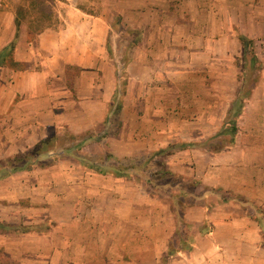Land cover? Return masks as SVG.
Returning a JSON list of instances; mask_svg holds the SVG:
<instances>
[{"label":"crops","instance_id":"0c3cea01","mask_svg":"<svg viewBox=\"0 0 264 264\" xmlns=\"http://www.w3.org/2000/svg\"><path fill=\"white\" fill-rule=\"evenodd\" d=\"M58 2V23L41 33H30L29 25L18 32L15 16L0 22V50L18 34L14 60L23 67L0 69V159L23 154L60 131L91 137L81 151L59 152L51 166L0 180V223L8 228L0 231V264H88L86 240L93 239L105 240L106 261L121 245L116 240L134 234L164 240L151 241L153 249L140 252L152 264H264L258 222L264 215L260 92L254 90L243 108L254 119L252 135L238 131L232 146L216 150L198 145L212 139L213 118H197V79L204 110L211 112L210 81L230 77L226 68L214 71L213 64L230 61L229 40H238L230 28L235 32L244 0ZM252 10L261 14L259 5ZM120 64L127 82L117 99L122 128L98 142L110 128ZM231 106L226 104V115ZM173 145L179 148L166 157L167 170L192 184V205L183 216L192 242L190 250L168 256L178 227L173 202L136 176L100 174L86 162L107 153L148 158ZM116 253L119 258L109 264H145L126 259L133 255L130 248Z\"/></svg>","mask_w":264,"mask_h":264},{"label":"rangeland","instance_id":"374dc122","mask_svg":"<svg viewBox=\"0 0 264 264\" xmlns=\"http://www.w3.org/2000/svg\"><path fill=\"white\" fill-rule=\"evenodd\" d=\"M59 1H66V0H59ZM259 5L261 8V14L256 16L253 15L252 6L255 7ZM60 6L58 0H9L7 3L3 4L4 8H0V22L3 20H8V18H13V16L16 17L21 23V28L25 27L26 25L30 26L29 32L31 33H41L48 27H53V25H56L59 21L58 15L56 13V10ZM243 14H240L238 17L235 16L236 23H234L235 32H232L230 28V34L235 35V37L238 38L236 41V44L232 40H229L228 46H229V55L230 61L228 63L220 64V62H217L216 64H213V69L220 70L221 67L226 68L229 71V79L226 81L225 79L215 78L212 81H210V84L213 87V111L209 112L204 110V94L200 91V88L202 86L201 80L197 79V101L200 102V109L198 110L197 118L199 119H206L209 118V115L213 118V126L211 128V136H212V142L211 146L213 148H216L217 144H219V140H223L226 143H229L231 138L233 137L229 132H225V130L232 127L234 122L237 125L238 131H241L242 133H245L246 135L251 134L253 131V117L250 113V110L248 108L243 111H241V115H239L237 118L235 117L234 112H228L226 115L225 108L226 104L234 107L236 103L239 102L240 98L242 99V106L243 108L246 107L247 101L251 100L253 98L254 90L260 92L259 93V99H260V106L264 109V0H255L254 2L252 0H244V8L242 9ZM231 14V12H230ZM230 17L233 18L232 15ZM256 19H259V25L254 24ZM4 22V21H3ZM231 25V23H230ZM245 37L247 40L251 42L249 47L247 49H244L240 38ZM254 56L257 58V63L253 64L252 59ZM182 67V66H181ZM119 77H120V91L122 90V83L124 82V78L126 77L125 70H124V64L119 65ZM182 80H180L179 84H182ZM209 84V85H210ZM228 87V88H227ZM227 88L228 94L227 95H221L220 91H225ZM225 96V99L222 97ZM171 97H175L171 96ZM119 98V97H118ZM121 98V97H120ZM208 98V97H207ZM227 102V103H224ZM231 106V107H232ZM238 106V104H237ZM175 113H178L176 110ZM188 117L189 112H185L184 115ZM190 116H193V114L190 112ZM195 116V115H194ZM242 116H244L242 118ZM262 117H264L262 115ZM223 126V127H222ZM205 129L207 134H209L208 127L202 128ZM192 130L194 128L187 127V132L192 133ZM223 131L222 137L221 132ZM241 136L240 132H237V134ZM236 134V135H237ZM235 135V139H236ZM221 137V138H220ZM234 144V143H233ZM232 144V145H233ZM229 145V144H228ZM230 144V146H232ZM219 146V145H218ZM217 146V148H218ZM119 147V146H118ZM223 147H226L223 145ZM103 156V155H102ZM103 158V157H102ZM99 159L98 161H103V159ZM9 158L0 159V168L5 166V161ZM152 164V171H155V167ZM167 179L163 180V182H166ZM135 226V225H134ZM183 229L185 230L182 232V237L184 240L187 241V237L190 236V229L186 228V226H183ZM134 234L133 239L130 240H116L115 242L118 245L115 248L116 252L123 251L126 249H129L132 251L133 255L131 257H127L126 259L130 262L132 261V258H137L139 261L145 264H152V258L148 255L141 256L140 252L143 251H150L153 249L154 246H152L151 241H157V243H162L164 240H161L160 238L156 240H142L138 238ZM178 237H175V241ZM91 244V247H89L87 255L88 258L92 261L88 264H109V259H115L119 258L118 253H114L110 255L108 260L103 255L104 250L106 246H104L105 240L100 239H93V240H86ZM110 240H106L108 242ZM113 242V240H112ZM126 242H128V245H126ZM166 242V241H165ZM188 242V241H187ZM155 243V242H153ZM130 244L132 245L130 247ZM190 244V243H189ZM156 248V247H155ZM161 246H157V249H160ZM103 252V253H102ZM86 256V257H87ZM122 259V258H121ZM167 259V258H165ZM111 261V260H110ZM126 261V263H128Z\"/></svg>","mask_w":264,"mask_h":264},{"label":"trees","instance_id":"16d2710c","mask_svg":"<svg viewBox=\"0 0 264 264\" xmlns=\"http://www.w3.org/2000/svg\"><path fill=\"white\" fill-rule=\"evenodd\" d=\"M21 22L16 19L17 31L19 32V28L21 27ZM17 38L6 48L0 50V69L1 68H12L14 70L22 69V65L17 63L14 60V52L17 45ZM240 41L244 47L247 49L251 42L247 40L245 37H241ZM111 52V51H110ZM252 63H257V58L254 56L252 59ZM127 82L124 81L122 83V90H118L116 93L115 101L116 105L111 106V118L107 120V123H110V128L106 131L98 140V142H103L108 139L109 136H118L120 130L122 128V122L119 118L120 111L122 109L121 101L117 102L119 94L123 96L125 94V87ZM238 104V106H237ZM242 99L240 98L239 102L236 105L231 107L230 112L235 113V117L237 118L241 115V111L243 109ZM225 132H229L233 137L231 138L229 143H226L223 140H219V144H217L216 148L211 146L212 140L198 144L200 147L212 148L213 150L220 149L228 144L232 145L235 142V135L238 132V128L236 123L232 125L231 128L225 130ZM221 137L223 131L220 133ZM90 135V136H89ZM91 137V134H87L82 137H74L69 134L67 131L57 132L56 135L42 141L35 147L29 149L23 154H20L14 158H9L5 161V166L0 168V180L9 177L11 174L23 171L32 170L36 166L46 167L53 165L60 158L59 152L62 151H71L76 150L81 151L83 147L87 144L86 139ZM220 137V138H221ZM195 144L192 145H184V147H194ZM179 148L176 145L170 146V148L166 150H161L154 155L148 158H124L118 159L115 158L112 154H104L102 157L103 161H88L86 162L87 166L96 172L104 175H114L117 178H129L132 176H136L152 189V192L158 196L171 200L173 202V209L176 213L177 217V235L178 237L175 241V237L172 238L169 242L168 256L175 255L178 251L181 250H190L191 246L189 243L192 242V237L188 236L187 241L182 237V232L185 230L183 226L189 229V225L185 222L183 216L188 206L192 205V199L189 198V184L186 181H183L179 178H175L172 176L170 171L167 170L166 166V157L171 153H174V150ZM101 160V159H100ZM152 164L155 167V171H152ZM166 182H163V180ZM236 201L239 200L238 197L234 198ZM240 202H242L240 200ZM258 222L262 227V239H263V247H264V215L258 217ZM7 226L0 223V231H5ZM23 230V228H22ZM204 230V229H203ZM206 230V229H205Z\"/></svg>","mask_w":264,"mask_h":264},{"label":"built area","instance_id":"2783aa9c","mask_svg":"<svg viewBox=\"0 0 264 264\" xmlns=\"http://www.w3.org/2000/svg\"><path fill=\"white\" fill-rule=\"evenodd\" d=\"M7 1H9V0H0V8H2L3 7V4L4 3H7Z\"/></svg>","mask_w":264,"mask_h":264}]
</instances>
